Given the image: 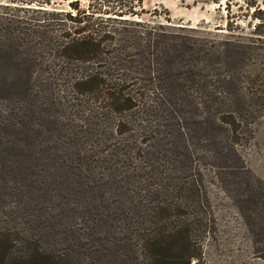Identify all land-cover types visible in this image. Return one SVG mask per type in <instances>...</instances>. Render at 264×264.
I'll list each match as a JSON object with an SVG mask.
<instances>
[{
  "label": "trees",
  "instance_id": "1",
  "mask_svg": "<svg viewBox=\"0 0 264 264\" xmlns=\"http://www.w3.org/2000/svg\"><path fill=\"white\" fill-rule=\"evenodd\" d=\"M49 4L0 2V52L37 48L11 58L26 73L0 102V131L13 135L0 140V264H203L216 220L209 185L254 242L264 232V189L251 185L237 147L241 129L264 114L238 92L211 93V53L151 25L142 0ZM31 61L41 77L28 85ZM228 73L220 81L231 86ZM28 117L35 130L25 134ZM22 134L36 139L26 147L38 146L37 157L7 156L22 152ZM69 173L82 187L71 200L61 187ZM56 182L48 195L42 185Z\"/></svg>",
  "mask_w": 264,
  "mask_h": 264
},
{
  "label": "rangeland",
  "instance_id": "2",
  "mask_svg": "<svg viewBox=\"0 0 264 264\" xmlns=\"http://www.w3.org/2000/svg\"><path fill=\"white\" fill-rule=\"evenodd\" d=\"M36 1L46 2L47 0ZM69 1L49 0L50 4L47 5V8L67 9L66 4ZM0 2L4 3L7 0H0ZM80 4L84 5L85 0H80ZM246 4L256 5L259 12L252 13V9L245 8ZM141 7L149 12L146 15V20L151 25L156 22L162 23L171 28V30H167L169 32L176 31L192 36L195 39L189 45L193 51L197 53V49H199L197 54L201 56L204 55L203 52L207 53L206 55L211 53L209 67L211 66L210 68L213 69L208 72V78L212 80L208 86L214 87L210 89L211 93L232 94L238 92L247 99L248 109L256 107L259 114H264V0H142ZM178 27L188 31L179 32ZM189 30H193L195 33H191ZM224 40L231 43L224 45L222 43ZM17 48L18 52H0V102L8 99L7 90L11 91L9 82L13 81L18 86L26 73V67L11 62V58H28V55H32L37 49L27 45ZM31 64L32 67L28 72V85L41 77L39 63L31 61ZM228 72L233 74V79L229 80L236 88L233 91H228L232 85L220 81L222 78L227 79ZM139 76L142 78L144 75ZM25 84L26 82L23 86ZM218 85L220 87H217ZM197 94H199V90ZM34 95L30 92L31 101ZM40 102H42L41 97L35 101V103ZM10 103L15 104L13 100ZM70 117L73 119L72 114ZM61 118L63 117L61 116ZM27 120L28 124L23 127L25 134L31 131L35 122L29 117ZM60 121L63 122V125H69L70 120ZM57 128L64 130V126L62 127L60 123ZM32 130L34 131L35 128ZM241 130V142L237 147L240 158L245 162L249 175L252 177L251 185H254L255 181L262 190L264 189V115L258 120L251 119L248 126H244ZM4 133L0 131L1 142H5V139H13L12 134L7 132L8 137H6L7 135ZM239 135L241 136V134ZM20 137L22 140L24 139L18 143L22 147V152L18 148L5 150L7 156L10 158L21 156L24 161L30 156L37 157L38 146L26 147V144H35L36 139L32 135L26 137L22 134ZM2 147L1 144L0 148ZM68 175L65 181H61V187H65L69 200H71L73 189L82 187L78 185L79 178L75 179L70 173ZM203 186H205L204 182ZM57 187V182L56 184L42 185L48 195H51ZM205 189L210 193L208 195L213 203L212 210L216 220L212 224L211 235L203 241V264H264V251L262 249L258 251L259 248H257L264 243V232L262 233V230L257 228L255 230L257 236L254 242H251L243 223L239 221L233 204L224 198L223 193L216 186L209 185ZM82 198L83 200L87 199L86 195ZM14 201L15 199L11 200V202ZM48 204L50 205L51 202ZM243 208L245 213L249 212L250 217L253 216V208L249 205ZM67 224L78 225L79 221L69 218Z\"/></svg>",
  "mask_w": 264,
  "mask_h": 264
}]
</instances>
